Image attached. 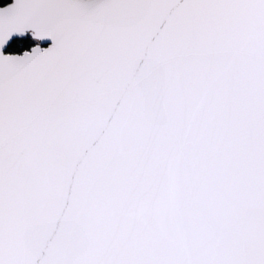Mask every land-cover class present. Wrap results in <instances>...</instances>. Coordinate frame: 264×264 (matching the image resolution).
Here are the masks:
<instances>
[{"label": "snow or ice", "instance_id": "1", "mask_svg": "<svg viewBox=\"0 0 264 264\" xmlns=\"http://www.w3.org/2000/svg\"><path fill=\"white\" fill-rule=\"evenodd\" d=\"M0 264H264V0H0Z\"/></svg>", "mask_w": 264, "mask_h": 264}]
</instances>
